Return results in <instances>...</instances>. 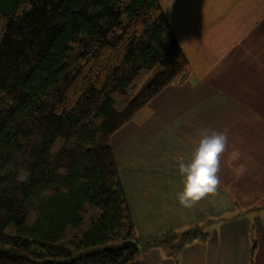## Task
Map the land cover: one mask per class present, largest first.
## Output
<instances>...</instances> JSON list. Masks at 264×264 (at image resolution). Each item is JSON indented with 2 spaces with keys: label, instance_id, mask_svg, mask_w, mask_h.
I'll use <instances>...</instances> for the list:
<instances>
[{
  "label": "trees",
  "instance_id": "16d2710c",
  "mask_svg": "<svg viewBox=\"0 0 264 264\" xmlns=\"http://www.w3.org/2000/svg\"><path fill=\"white\" fill-rule=\"evenodd\" d=\"M187 68L158 0H0V264H126L206 238L138 243L110 144Z\"/></svg>",
  "mask_w": 264,
  "mask_h": 264
},
{
  "label": "crops",
  "instance_id": "0c3cea01",
  "mask_svg": "<svg viewBox=\"0 0 264 264\" xmlns=\"http://www.w3.org/2000/svg\"><path fill=\"white\" fill-rule=\"evenodd\" d=\"M188 68L110 138L138 243L201 225L206 238L173 256L151 247L126 264H264V0H158ZM202 129L227 131L242 156L237 176L191 208L179 164ZM251 248L253 256L251 259Z\"/></svg>",
  "mask_w": 264,
  "mask_h": 264
},
{
  "label": "clouds",
  "instance_id": "9594fccd",
  "mask_svg": "<svg viewBox=\"0 0 264 264\" xmlns=\"http://www.w3.org/2000/svg\"><path fill=\"white\" fill-rule=\"evenodd\" d=\"M200 139L194 148L191 159L188 163L179 164V173L183 176V190L178 193L179 204L191 209L196 203L218 191L221 183L220 171L221 161L226 153V161L234 173L239 176L245 171L244 164H236L241 159V152L232 146L229 149V136L227 131H216L202 129L199 133ZM28 173L21 169L17 175L18 182H25Z\"/></svg>",
  "mask_w": 264,
  "mask_h": 264
},
{
  "label": "water",
  "instance_id": "95a60500",
  "mask_svg": "<svg viewBox=\"0 0 264 264\" xmlns=\"http://www.w3.org/2000/svg\"><path fill=\"white\" fill-rule=\"evenodd\" d=\"M126 244H127V246H129V247H131L133 249H136V250L138 249V245L136 243H134V242H128Z\"/></svg>",
  "mask_w": 264,
  "mask_h": 264
},
{
  "label": "rangeland",
  "instance_id": "374dc122",
  "mask_svg": "<svg viewBox=\"0 0 264 264\" xmlns=\"http://www.w3.org/2000/svg\"><path fill=\"white\" fill-rule=\"evenodd\" d=\"M156 71H157V70L155 69V70L152 72V75H151V76H153V75L156 73Z\"/></svg>",
  "mask_w": 264,
  "mask_h": 264
}]
</instances>
